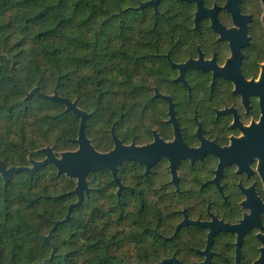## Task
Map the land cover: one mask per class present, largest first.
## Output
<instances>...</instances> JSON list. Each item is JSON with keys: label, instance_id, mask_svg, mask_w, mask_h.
Here are the masks:
<instances>
[{"label": "trees", "instance_id": "16d2710c", "mask_svg": "<svg viewBox=\"0 0 264 264\" xmlns=\"http://www.w3.org/2000/svg\"><path fill=\"white\" fill-rule=\"evenodd\" d=\"M137 0H0V264H160L167 194L140 164L78 177L48 163L78 150L81 117L98 152L138 130L131 54ZM126 43H123V41ZM123 92L125 94H123ZM70 213V214H69ZM69 214V215H68Z\"/></svg>", "mask_w": 264, "mask_h": 264}, {"label": "flooded vegetation", "instance_id": "af4514ba", "mask_svg": "<svg viewBox=\"0 0 264 264\" xmlns=\"http://www.w3.org/2000/svg\"><path fill=\"white\" fill-rule=\"evenodd\" d=\"M131 8L138 130L130 141L111 130L109 151L116 138L160 154L149 170L119 163L140 164L167 194L160 264H264V107L255 91L264 0H137ZM119 164L115 174L105 169L116 176Z\"/></svg>", "mask_w": 264, "mask_h": 264}, {"label": "water", "instance_id": "95a60500", "mask_svg": "<svg viewBox=\"0 0 264 264\" xmlns=\"http://www.w3.org/2000/svg\"><path fill=\"white\" fill-rule=\"evenodd\" d=\"M154 3H156L154 1ZM255 91L262 98V105L264 107V72L261 78V82L255 85ZM53 100L67 105V110L73 111L77 116L81 117L79 127V148L74 153L65 154L61 159L55 157L51 150H47V158L41 162L36 163L35 168L29 167L22 168H10L9 174L12 175L13 171H27L29 173H35L42 165L52 163L55 164L60 172H67L70 176L78 177V185L75 189V193L79 195V200L72 207L83 200V195L87 188L86 175L88 172L98 171L102 168H108L115 174L116 165L123 159L136 160L146 165L147 170L151 167L160 154L154 151V146L135 147L134 145L126 147L122 146L115 138L116 147L114 150L107 153H98L88 142L85 136V125L87 119V112L80 110L75 103L68 98H61L58 96L51 97ZM264 122V118H263ZM156 145V144H155ZM165 154L162 152L161 155ZM70 214V213H69ZM68 214V215H69Z\"/></svg>", "mask_w": 264, "mask_h": 264}]
</instances>
